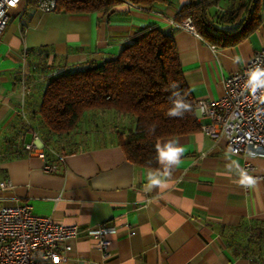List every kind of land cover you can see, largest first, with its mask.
Returning <instances> with one entry per match:
<instances>
[{
	"label": "crops",
	"instance_id": "obj_1",
	"mask_svg": "<svg viewBox=\"0 0 264 264\" xmlns=\"http://www.w3.org/2000/svg\"><path fill=\"white\" fill-rule=\"evenodd\" d=\"M187 1L145 7L124 0L108 12L69 14L45 12L33 0H19L8 10L9 21L0 34V180L8 179L11 186L0 188V205L28 203L35 214L76 224L77 235L66 239L70 264H264L235 255L221 235L224 226L264 220V157L233 153L224 135L212 138L199 130L161 138L160 148L173 143L183 152L179 164L168 169L166 187L151 191L146 190L148 172L164 173L165 165L158 159L157 169L145 168L126 158L118 131L132 127L131 118L86 111L75 133L52 138L46 149L55 171H45L44 159L15 145L16 139L23 144L32 140L16 116L21 110L27 113L37 84L89 61L101 63L153 27L174 33L183 76L195 100L223 95L224 79L264 48V15L243 40L216 46L175 21ZM28 121L40 134L37 120ZM7 143L14 144L13 150ZM245 160L254 166L248 174L256 180L253 187L240 183ZM100 223L115 228L107 234V258L88 232Z\"/></svg>",
	"mask_w": 264,
	"mask_h": 264
},
{
	"label": "trees",
	"instance_id": "obj_2",
	"mask_svg": "<svg viewBox=\"0 0 264 264\" xmlns=\"http://www.w3.org/2000/svg\"><path fill=\"white\" fill-rule=\"evenodd\" d=\"M122 1L58 0L56 10L69 14L108 12ZM126 1L151 7L167 0ZM263 15L264 0H189L180 6L175 21L181 23L189 17L195 32L207 43L231 46L255 31ZM31 94L33 100L28 102L27 113L20 111L16 123L22 120L25 127L28 124L39 132L28 118L37 120L44 151L49 149L52 138L66 139L75 133L88 110L110 111L132 119V127L119 128V143L129 161L145 168H158L161 138L200 130L195 98L183 76L174 33L158 27L146 30L101 63L89 61L74 70L49 76ZM177 103L186 105L179 109L182 114L169 116ZM16 140L15 145L24 148L25 143ZM7 146L13 150L14 144ZM46 158L50 163L47 155ZM221 235L235 255L264 260V220L224 226Z\"/></svg>",
	"mask_w": 264,
	"mask_h": 264
},
{
	"label": "built area",
	"instance_id": "obj_3",
	"mask_svg": "<svg viewBox=\"0 0 264 264\" xmlns=\"http://www.w3.org/2000/svg\"><path fill=\"white\" fill-rule=\"evenodd\" d=\"M33 1L37 8L51 12L56 10L58 0ZM18 2L0 0V34L9 21L8 10ZM178 24L195 32L189 17ZM257 68L264 70V48L254 51L241 71L230 73L224 79L223 95L215 99L195 100L199 122L201 118L208 119L207 122H200V131L212 138L224 135L230 151L248 157H264V86L253 91L249 83L251 72ZM21 113L24 115V111L21 110ZM26 131L32 134V140L24 144L25 150L45 160V171H55L56 165L47 161L44 143L38 132L30 125H27ZM242 168L249 174L254 166L245 160ZM255 177L261 178L260 175ZM10 186L8 179L0 180V188ZM114 230V227L106 223L88 229L97 241L103 258L110 255V239L107 234ZM78 231L76 224H63L48 216L35 214L28 203L0 205V264H70L67 253L71 245L66 239L74 237Z\"/></svg>",
	"mask_w": 264,
	"mask_h": 264
},
{
	"label": "clouds",
	"instance_id": "obj_4",
	"mask_svg": "<svg viewBox=\"0 0 264 264\" xmlns=\"http://www.w3.org/2000/svg\"><path fill=\"white\" fill-rule=\"evenodd\" d=\"M249 83L252 86V90L255 91L256 88L264 86V70L257 68L255 71L251 72ZM186 105L177 103L173 109L168 112L169 116H179L182 113L179 111L181 108H185ZM183 149L173 143H168L164 148L158 146V159L161 164L165 165L164 173L159 172H148V183L146 186L147 191H151L154 187H166V175L168 169L172 165H178L180 160V155ZM241 180L240 183L246 187H253L256 184V180L248 175L245 171H240Z\"/></svg>",
	"mask_w": 264,
	"mask_h": 264
},
{
	"label": "rangeland",
	"instance_id": "obj_5",
	"mask_svg": "<svg viewBox=\"0 0 264 264\" xmlns=\"http://www.w3.org/2000/svg\"><path fill=\"white\" fill-rule=\"evenodd\" d=\"M102 122V121H101ZM99 127H101V129H103V123H98ZM93 128H97V126L93 127Z\"/></svg>",
	"mask_w": 264,
	"mask_h": 264
}]
</instances>
